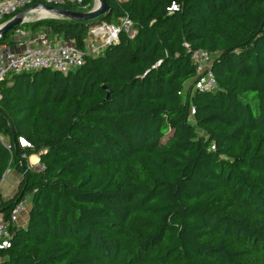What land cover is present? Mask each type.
Masks as SVG:
<instances>
[{
    "label": "trees",
    "instance_id": "obj_1",
    "mask_svg": "<svg viewBox=\"0 0 264 264\" xmlns=\"http://www.w3.org/2000/svg\"><path fill=\"white\" fill-rule=\"evenodd\" d=\"M108 2L93 22L24 25L81 51L95 24L129 18L135 35L68 75L0 85V186L22 176L0 215L31 197L0 264H264V0ZM185 44L212 55L216 90L188 88Z\"/></svg>",
    "mask_w": 264,
    "mask_h": 264
},
{
    "label": "built area",
    "instance_id": "obj_2",
    "mask_svg": "<svg viewBox=\"0 0 264 264\" xmlns=\"http://www.w3.org/2000/svg\"><path fill=\"white\" fill-rule=\"evenodd\" d=\"M84 0H6L0 1V22L10 15H17L19 12L30 9L36 5L45 4L56 6L61 3L72 5L81 4ZM179 6L173 3L170 13L178 11ZM39 11V10H35ZM30 23V21L28 22ZM122 32L133 37L135 30L133 22L129 18H123L119 24H107L105 22L91 27L87 39L86 50L81 51L72 42H64L57 36L53 38L47 31L33 33L24 28L14 31L11 40L23 39L27 44L21 51H15L7 42L0 43V85L11 76H18L25 73H36L42 70L59 72L68 75L81 68L85 59L101 55L106 48L116 44ZM185 47L191 52L192 60L196 68V77L188 85H193L194 90L200 92H211L216 90L217 82L212 72L213 57L206 51L197 49L191 50L188 44ZM195 114V109H191ZM23 141V142H22ZM19 146L23 149L33 150V145L26 139L18 140ZM10 148V147H8ZM30 167V165H29ZM33 169L32 167H30ZM31 207V199L26 197L19 202L12 211L9 218L0 215V256L11 249L13 241L12 229L18 227L20 218L28 212Z\"/></svg>",
    "mask_w": 264,
    "mask_h": 264
},
{
    "label": "water",
    "instance_id": "obj_3",
    "mask_svg": "<svg viewBox=\"0 0 264 264\" xmlns=\"http://www.w3.org/2000/svg\"><path fill=\"white\" fill-rule=\"evenodd\" d=\"M95 7L89 12H74L67 9H63L56 6H50L45 4L36 5L30 9L24 10L18 13L10 21L0 26V42L7 37V34L17 30L24 24L28 23V16L35 10L46 11L50 14V17L44 19L66 18L71 21L77 22H93L100 17L109 14L110 6L108 0H96ZM31 211V209H30ZM29 211V213H30Z\"/></svg>",
    "mask_w": 264,
    "mask_h": 264
},
{
    "label": "crops",
    "instance_id": "obj_4",
    "mask_svg": "<svg viewBox=\"0 0 264 264\" xmlns=\"http://www.w3.org/2000/svg\"><path fill=\"white\" fill-rule=\"evenodd\" d=\"M121 1H126V0H121ZM95 5H96V2H95ZM14 41L15 42L13 44H10V47L13 50H15V51H21L24 48V46L27 44V41H25L23 39H20V40L15 39ZM35 157H37V155H32L29 158L30 162H32V159L35 158ZM37 158H38L37 159V162L35 164H33V162L30 163L31 164L30 167L33 168V166H35L36 169H38V167H41L39 155H38ZM37 165H39V166H37ZM8 175H9V178H10L9 180L10 181L8 180L6 182L8 184V187H7L8 189H5V188H3V184H4V180H5L6 176H8ZM5 178H4V180H3V182H2V184L0 186V192L3 194V196H4L5 199H12L17 194V192H18V187H19V183L21 182L22 176L20 174H18L16 171L10 170L5 175ZM16 181H17V183H15ZM12 187H13V189H12ZM10 189H11V192L13 191L14 194H8V193H6L7 191H10ZM30 209H31V207L29 208L28 212H26L20 218L18 227H21V228H26L27 227L28 220H29V211H30ZM24 219L26 220L25 222H24ZM23 222L25 223L24 225H23Z\"/></svg>",
    "mask_w": 264,
    "mask_h": 264
},
{
    "label": "rangeland",
    "instance_id": "obj_5",
    "mask_svg": "<svg viewBox=\"0 0 264 264\" xmlns=\"http://www.w3.org/2000/svg\"><path fill=\"white\" fill-rule=\"evenodd\" d=\"M95 2L97 3V1L95 0ZM94 7H95V3H94ZM93 7V8H94ZM55 19H57V20H68V19H66V18H55ZM44 20V19H43ZM37 21H42V20H32V21H30V23H33V22H37ZM27 24V23H26ZM25 25V24H24ZM23 25V26H24ZM96 25V24H95ZM95 25H93V26H95ZM24 29L25 30H27L28 32H31L32 31V28L30 27V26H24ZM37 157H38V155H37ZM37 157H35V158H33L32 159V162H33V164H35L36 162H37ZM32 162H30V160H29V165L31 166V164L30 163H32ZM37 166H39V165H37ZM41 167H38V169H40ZM33 169H36V167L35 166H33ZM10 178H9V175L8 176H6V178H5V180H4V184H3V188H5V189H8L7 187H8V184L6 183L8 180H9ZM10 181V180H9ZM15 183H17V181L15 182ZM12 189H13V187H12ZM6 193H8V194H14L13 193V191L11 192V189H10V191H7ZM29 199H31V197H29ZM26 220L24 219V222H25ZM23 222V225L25 224Z\"/></svg>",
    "mask_w": 264,
    "mask_h": 264
},
{
    "label": "bare ground",
    "instance_id": "obj_6",
    "mask_svg": "<svg viewBox=\"0 0 264 264\" xmlns=\"http://www.w3.org/2000/svg\"><path fill=\"white\" fill-rule=\"evenodd\" d=\"M50 17V14L46 11H34L32 14L28 16V21L32 20H43Z\"/></svg>",
    "mask_w": 264,
    "mask_h": 264
},
{
    "label": "snow or ice",
    "instance_id": "obj_7",
    "mask_svg": "<svg viewBox=\"0 0 264 264\" xmlns=\"http://www.w3.org/2000/svg\"><path fill=\"white\" fill-rule=\"evenodd\" d=\"M23 142V141H22Z\"/></svg>",
    "mask_w": 264,
    "mask_h": 264
}]
</instances>
